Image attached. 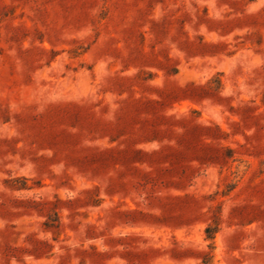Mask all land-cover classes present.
Returning a JSON list of instances; mask_svg holds the SVG:
<instances>
[{"label":"rangeland","instance_id":"obj_1","mask_svg":"<svg viewBox=\"0 0 264 264\" xmlns=\"http://www.w3.org/2000/svg\"><path fill=\"white\" fill-rule=\"evenodd\" d=\"M0 264H264V0H0Z\"/></svg>","mask_w":264,"mask_h":264}]
</instances>
